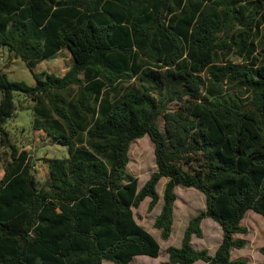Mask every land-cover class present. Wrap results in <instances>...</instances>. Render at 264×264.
Listing matches in <instances>:
<instances>
[{
  "label": "trees",
  "instance_id": "trees-1",
  "mask_svg": "<svg viewBox=\"0 0 264 264\" xmlns=\"http://www.w3.org/2000/svg\"><path fill=\"white\" fill-rule=\"evenodd\" d=\"M254 4L0 0V48L9 47L32 70L65 46L74 58L63 75L34 72L36 85L0 70V264L158 257L161 244L133 207L147 197L149 209L156 207L162 177L154 225L164 240L173 232L176 188L194 187L206 197L181 246L167 248L170 262L247 264L231 253L247 244L235 237L248 231L246 212L264 218V13L259 19L262 6ZM15 92L35 100L36 126L68 147V157L45 159L43 185L30 152L5 129ZM145 135L155 145L157 169L139 187L128 152ZM207 217L223 230L214 254L192 243L203 236Z\"/></svg>",
  "mask_w": 264,
  "mask_h": 264
},
{
  "label": "rangeland",
  "instance_id": "rangeland-1",
  "mask_svg": "<svg viewBox=\"0 0 264 264\" xmlns=\"http://www.w3.org/2000/svg\"><path fill=\"white\" fill-rule=\"evenodd\" d=\"M247 1V0H245ZM254 5H261L258 18H263L264 0H253ZM259 1V2H258ZM264 28V20L263 25ZM264 34V29L261 30ZM233 61L239 58L232 55ZM74 65V58L67 46L63 47L54 56L38 63L32 70L27 63L10 51L9 47L0 48V70L7 73L11 80L25 81L29 85H36L37 79L34 72H53L63 75L68 68ZM3 99V91L0 89V102ZM44 102L48 103L45 96ZM35 100L25 93H14V114L5 123V129L10 140L19 145L20 149H27L32 158V171L39 185L48 181V171L45 159L66 158L69 156L68 147L61 144L55 136L44 127H37L35 123ZM176 102L170 105L171 109L176 108ZM160 127L165 129L163 116L159 119ZM5 149H1L4 153ZM5 155V154H4ZM128 170L139 179V187H142L149 179L151 173L157 169L155 145L149 135L131 142L129 148ZM7 156V155H5ZM4 174V164L0 161V178ZM166 177H162L157 185L160 194V201L152 210L149 209L151 198H145L138 207H133L135 218L139 224L151 232L160 242L161 249L158 257L149 255H137L130 264H174L169 260L167 248L170 245L180 247L185 229L192 217L206 208V197L194 187L178 186L176 192L178 198L175 203L174 227L171 237L164 240L161 230L156 228L154 223L156 216L160 213L163 205V192ZM242 224L247 227L246 233L235 234L236 238H245L247 244L242 249H233L232 258H243L247 264H263L264 254L261 247L264 244V218L254 210H248L242 219ZM203 236H193L192 243L196 249H208L214 254L223 238V230L220 224L214 219L207 217L202 222ZM103 264H115L113 261L105 260ZM195 264H205L203 260H198Z\"/></svg>",
  "mask_w": 264,
  "mask_h": 264
},
{
  "label": "crops",
  "instance_id": "crops-1",
  "mask_svg": "<svg viewBox=\"0 0 264 264\" xmlns=\"http://www.w3.org/2000/svg\"><path fill=\"white\" fill-rule=\"evenodd\" d=\"M62 50V49H61ZM14 53V52H13ZM15 54V53H14ZM16 55V54H15ZM195 264V263H194ZM206 264V263H205Z\"/></svg>",
  "mask_w": 264,
  "mask_h": 264
}]
</instances>
